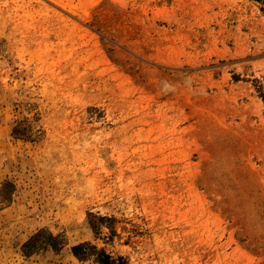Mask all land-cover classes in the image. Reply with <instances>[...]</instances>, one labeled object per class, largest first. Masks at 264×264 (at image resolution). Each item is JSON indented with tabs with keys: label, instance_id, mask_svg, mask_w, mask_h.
Segmentation results:
<instances>
[{
	"label": "rangeland",
	"instance_id": "1",
	"mask_svg": "<svg viewBox=\"0 0 264 264\" xmlns=\"http://www.w3.org/2000/svg\"><path fill=\"white\" fill-rule=\"evenodd\" d=\"M0 264H264V0H0Z\"/></svg>",
	"mask_w": 264,
	"mask_h": 264
},
{
	"label": "trees",
	"instance_id": "2",
	"mask_svg": "<svg viewBox=\"0 0 264 264\" xmlns=\"http://www.w3.org/2000/svg\"><path fill=\"white\" fill-rule=\"evenodd\" d=\"M35 237H37V236H35ZM49 238L54 239V237L51 235L49 236ZM25 245L26 246L29 245L32 247L33 243L31 241V242L26 243ZM94 248L95 247H91L90 245H88V243L84 242V243H79V244L73 245L71 247V250H72L73 254H75L76 256L83 257L85 255L92 254V252L90 250H95ZM109 257L110 256L106 253L98 252L96 260L99 261L100 263H106V261L109 260Z\"/></svg>",
	"mask_w": 264,
	"mask_h": 264
}]
</instances>
